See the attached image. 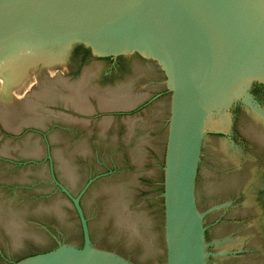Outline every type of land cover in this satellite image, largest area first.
<instances>
[{"label": "water", "instance_id": "95a60500", "mask_svg": "<svg viewBox=\"0 0 264 264\" xmlns=\"http://www.w3.org/2000/svg\"><path fill=\"white\" fill-rule=\"evenodd\" d=\"M51 44H63L62 60L76 44L162 69L165 264H264V93L252 92L264 86V0H0V67ZM30 127L43 128L9 132ZM53 179L73 202L81 247L58 242L10 264H84L93 254L131 264L93 248L80 194Z\"/></svg>", "mask_w": 264, "mask_h": 264}, {"label": "rangeland", "instance_id": "374dc122", "mask_svg": "<svg viewBox=\"0 0 264 264\" xmlns=\"http://www.w3.org/2000/svg\"><path fill=\"white\" fill-rule=\"evenodd\" d=\"M64 56L63 62L58 64H63L68 74L82 69L77 79L62 77L58 74L63 73L59 67L46 73L52 62L43 61L45 63L39 65L36 61L24 75L29 77L19 80L22 86L17 81L9 85L11 89L6 88L12 96L19 91L30 89L32 92L36 89L33 83H41L47 76V81L52 80L55 90H59L52 94L54 105L31 95V100L25 97L18 105L0 107L4 115L0 112V216L5 221L3 227L0 223V264H10L15 258L50 248L58 242L81 247L79 217L73 202L56 185L53 175L72 194H80L79 202L94 249L112 250L131 264H165L160 146L170 102L166 77L159 64L137 53L119 55L115 66L109 56H95L76 44ZM37 69L41 70L40 75ZM87 72L90 73L88 82L82 81ZM151 82L158 86L146 91L143 85ZM48 87L43 81L38 94L47 92ZM94 88L110 94L135 92L140 99L145 95L140 91L145 89L148 95L152 93L154 98L146 113L137 120L136 116H130L135 118L134 136L127 137L128 125L117 127L116 122L110 121L111 117L106 119L107 125L102 130L99 126L104 117L95 123L84 118L85 126H79L65 118L69 114L58 110H64L63 106L71 108V101L63 96L70 89L89 106H98L96 96L89 91ZM14 99L16 96L12 101ZM6 118L12 120L13 126ZM27 120H31V124ZM26 122L43 128H25L16 135L9 132L28 125ZM131 152L135 153L133 157ZM113 189L120 191L124 199V209L119 215L120 202L113 198Z\"/></svg>", "mask_w": 264, "mask_h": 264}, {"label": "bare ground", "instance_id": "6f19581e", "mask_svg": "<svg viewBox=\"0 0 264 264\" xmlns=\"http://www.w3.org/2000/svg\"><path fill=\"white\" fill-rule=\"evenodd\" d=\"M43 49V48H41V47H39V46H34L33 47V49L32 50H29L28 51V53H26V52H24V53H22V54H20L19 56H17V57H15V58H12L11 60H9L5 65H3V66H1L0 67V107L2 106V107H6V108H8V106L9 105H18L20 102H22L24 99H25V97H29L30 98V96L31 95H34V97H36V98H39L38 100H40L41 102H44V103H47V102H52L53 103V101H54V95H52V94H54V92L55 93H59V90H55V86L53 85V81L52 80H50L49 78V80L47 81V76L45 77V78H43V79H41V83L44 81V83L45 84H47V85H49L50 86V88H49V90H47V92L46 91H44L42 94H38L39 93V89H38V87L40 86V82H36V83H33L34 84V86L36 85V89H34L32 92L30 91V89L28 90V92L27 91H23L24 89H22L21 91H23V92H20L19 90V92L18 91H16L15 93H17L16 95H14V96H16V99H14L13 101H12V99L14 98V96H12L11 94H9L8 93V90L9 89H11V88H9V85L10 84H14V83H16L17 81H19L20 79H21V81H22V79H24L25 80V78H27V76L26 77H24V75L26 74V72H28V69L31 67V66H33L32 65V63L34 62V63H36V61H38V64L40 65L41 64V62H43V61H49V62H52V63H50V65L48 64V68L46 69V73H49L48 72V70L54 65V64H57V63H60V62H63L62 61V55H63V44H59V45H54V44H51L50 46H47L45 49H43L42 51L41 50ZM23 55V56H22ZM29 55V56H28ZM22 57V58H21ZM56 61V62H55ZM43 63H45V62H43ZM34 66H36L35 64H34ZM41 66H44L43 64L41 65ZM29 67V68H28ZM36 67H38V66H36ZM39 68V67H38ZM38 70V73H39V75L41 74L40 73V71L41 70H39V69H37ZM42 70H43V68H42ZM44 71V70H43ZM45 72V71H44ZM43 73V72H42ZM84 75H85V77H84V79L82 80V81H86V82H88V80H89V76H90V73L89 72H87V73H84ZM24 77V78H23ZM29 77V76H28ZM33 78V77H32ZM35 79V78H34ZM32 80V79H31ZM38 80V79H37ZM40 81V80H39ZM37 83H40V84H37ZM19 84H20V81H19ZM22 84V83H21ZM20 84V85H21ZM23 84H25V83H23ZM15 85V84H14ZM22 86V85H21ZM28 86V85H27ZM33 86V85H32ZM10 87H13V86H10ZM20 87V86H19ZM26 87V86H25ZM43 87V86H42ZM46 87V86H45ZM8 90H7V89ZM14 88V87H13ZM24 88V87H23ZM27 88V87H26ZM44 89V88H43ZM26 90V89H25ZM30 91V92H29ZM94 96H96V98H97V102H98V107L100 108V109H113V108H130L131 106H133V105H135L136 103H138L141 99L140 98H138V95L137 94H135V92H132V93H130V91H128V92H126V91H124V92H122V91H120V92H116V93H113V94H110L111 92H99L98 90H96L95 88L94 89H92V90H89ZM10 92H12V91H10ZM52 92V93H51ZM41 93V92H40ZM13 94H14V92H13ZM50 94V95H49ZM48 95V96H47ZM52 95V96H51ZM51 96V97H50ZM63 96L66 98V101H68L69 103H70V101H71V103H70V106H71V108L72 109H75V110H77V112H81V113H90V112H92V111H94V107L92 106H89V104H88V102H86L85 101V99H83L80 95H78V96H76V94L74 93V92H72L71 91V89H70V91H67L65 94H63ZM26 98V99H27ZM30 100H31V98H30ZM30 100H28V101H30ZM28 101H25V102H27V103H29ZM36 101V100H35ZM14 102V103H13ZM33 102V101H32ZM25 104V103H24ZM38 104V103H37ZM28 105V104H27ZM27 105H24V106H27ZM68 105V104H67ZM19 106H21V104L19 105ZM18 106V107H19ZM17 107V108H18ZM21 108H23V107H21ZM29 109V108H28ZM132 109V108H131ZM18 110V109H17ZM21 110H23V109H21ZM27 110V109H26ZM129 110V109H128ZM2 111H3V109H2ZM4 111L6 112V109L4 108ZM15 111H16V109H15ZM20 111V110H19ZM28 111V110H27ZM26 111V112H27ZM1 112V111H0ZM7 112H8V110H7ZM9 112H10V110H9ZM21 112V115L23 114V112L22 111H20ZM25 112V111H24ZM2 113V116H4L3 115V112H1ZM13 113V112H12ZM11 113V114H12ZM8 114V113H7ZM6 114V115H7ZM27 114H28V112H27ZM26 114V115H27ZM29 114H33V112H29ZM5 115V116H6ZM9 115L10 114H8V116H6V117H9ZM15 114H13V116H14ZM1 116V115H0ZM23 116V115H22ZM21 116V117H22ZM25 116V115H24ZM23 116V117H24ZM28 116V115H27ZM32 116H34V114L32 115ZM36 116H37V114H36ZM21 117H19V118H21ZM23 117H22V119H23ZM30 117V116H29ZM38 117V116H37ZM65 117V116H64ZM126 117H128V116H126ZM3 118H5V117H3ZM2 118V119H3ZM10 118H12V120H13V117H10ZM31 118V117H30ZM33 118H36V117H33ZM68 121H70V123L72 122L73 124H76V125H79V126H85V123H84V120L87 122V120L86 119H84V118H78V117H76V116H72V115H69V116H66L65 117ZM108 118H110V117H104V120L102 121V123H100V126H99V128L101 127V129L102 130H104L105 129V127H106V125H107V121H106V119H108ZM7 119V118H6ZM6 119H5V121H6ZM28 119V118H27ZM134 117H128L126 120H125V122H126V124L128 125V136L127 137H130L131 135H132V133H133V131H132V125H133V122H134ZM4 120V119H3ZM7 120H11V119H7ZM12 120H11V122L10 121H8V122H10V124H12ZM36 120V119H35ZM39 120V119H38ZM4 121V122H5ZM15 121V120H14ZM18 121V120H17ZM21 119L19 120V123L21 124L22 123V121H24L25 122V120L23 119L21 122ZM28 121V120H27ZM33 121V120H32ZM29 122V121H28ZM28 122H26L28 125H29V123L31 122V120H30V122L28 123ZM38 121H36V123H37ZM14 123V122H13ZM16 123V122H15ZM14 123V124H15ZM109 123V122H108ZM5 124V123H4ZM6 124H7V122H6ZM5 124V125H6ZM9 124V125H10ZM31 124V123H30ZM8 125V129H9V126ZM17 126H18V124H16ZM15 125V126H16ZM105 125V126H104ZM12 126H13V124H12ZM12 128V127H11ZM10 128V129H11ZM17 128V127H16ZM14 129V128H13ZM16 130V129H15ZM12 131H14V130H12ZM135 155V153L134 152H131V156L133 157ZM112 194H113V198H115V200H117V201H119L120 202V204L118 205V209H117V211L119 210V212H118V215L122 212V210L124 209V206H123V204L124 203H122L123 202V200L124 199H121V193H120V191L118 192V190H115V189H113V191L111 192ZM124 197V196H123ZM117 215V216H118ZM130 217H131V215H130ZM120 218V217H119ZM129 218V217H128ZM129 219H133V217H131V218H129ZM10 221V220H9ZM125 221V220H124ZM129 221V220H128ZM4 220H2V218H1V216H0V223H2L1 225H2V227H3V224H4ZM8 222V220L6 221V223ZM117 222V221H116ZM120 223V222H119ZM129 223V222H128ZM10 227H8V229H9ZM135 231V230H134ZM16 237V236H15ZM84 264H119V261L118 260H114L113 258H111V257H108V256H102V255H100V254H93L90 258H88V260L86 261V262H84Z\"/></svg>", "mask_w": 264, "mask_h": 264}, {"label": "flooded vegetation", "instance_id": "af4514ba", "mask_svg": "<svg viewBox=\"0 0 264 264\" xmlns=\"http://www.w3.org/2000/svg\"><path fill=\"white\" fill-rule=\"evenodd\" d=\"M83 49H85V51L86 50L89 51L88 49H86L84 47H83ZM118 58H119V56H109L108 57V59H110V61L112 62V65H114V66H115V64L118 65L116 63ZM68 73L69 72H66L64 75H62V77H65V78H67L69 80H75L82 74V69L79 72L75 73V74H68ZM156 86H158V84L156 82H151V83H148V84L146 83L145 85H143V88L147 89L146 91H148V89L149 90H153V88H155ZM252 87L254 88L252 90V92L255 91V89H259L260 91H262L264 93V86L263 85H261L259 83H253ZM144 90L140 91V92L145 93V95L142 97V99L137 104H135L134 106H132L130 108L129 107L126 108V109L125 108H113V109H110V110L106 109L107 111H105V109L104 110L100 109L97 105H95L94 106L95 107L94 111H92L90 113H81V112H77V110H75V109H72V108H69V107L66 106L64 111L66 112V114H69V115H72V116H76L78 118H87V119L90 120L89 121L90 123H95L97 121H100L105 116L106 117H111L110 121L116 122V125L118 127V125L121 126V124H123V125L126 124L125 121H124V119L127 118L126 116H128V117L136 116L137 117L136 120H137L138 118L142 117V114L146 113L147 106L150 105L151 100H152V98H154V96L152 97V93H150L148 95L147 92L144 91ZM155 90H157V89H155ZM158 94H160V93H157L156 95H158ZM236 107H243V108L248 109L242 103H236ZM261 112L263 113L262 110H261ZM261 112H260V114H261ZM98 118H100V120ZM134 135H135V129H134V133L131 136H134ZM197 171H198V169H197Z\"/></svg>", "mask_w": 264, "mask_h": 264}]
</instances>
